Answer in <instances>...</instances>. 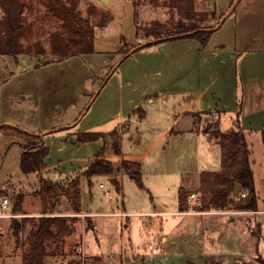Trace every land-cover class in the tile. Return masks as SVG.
I'll use <instances>...</instances> for the list:
<instances>
[{
	"label": "rangeland",
	"instance_id": "rangeland-1",
	"mask_svg": "<svg viewBox=\"0 0 264 264\" xmlns=\"http://www.w3.org/2000/svg\"><path fill=\"white\" fill-rule=\"evenodd\" d=\"M199 1L197 0L196 9L204 2V0ZM25 2L26 21L20 39L27 50L19 55L18 61L10 55H0V89L4 90L2 102H0L2 107V109L0 107V124L13 122L30 132L40 129L53 130L74 122L86 102L87 107H90L91 94H80L79 96L75 93L70 95L72 99L66 97L63 101L53 102L49 97L41 99L39 89L37 91L28 89L27 93L32 92L29 94L31 96L29 102L28 100L25 104L19 102L20 98H23L20 92L25 93V91H20L22 85L25 87L29 84H20L21 79L16 82V78L9 81L10 78L14 72L34 71L35 68L52 62L54 56L51 54L50 34L55 29L61 28L59 20L49 12L43 0H25ZM118 5H122V1ZM133 5L135 22L139 27L138 36L135 43L124 45V50H120L121 56L124 55V51H129L137 45L157 40L153 36L145 35L144 31L153 22L166 23L172 18L176 21L180 17L176 10L162 1L135 0ZM108 6L110 2L104 3L101 0H78V8L82 15L90 19L97 33L110 18V12L106 10ZM199 12L202 19L198 18V24L203 25L205 23L202 22L203 19L206 20L209 15L215 14L210 8L201 9ZM2 16L3 10L0 6V18ZM40 48L44 49L41 55L39 54ZM105 66L102 68L103 77H97V82L88 73L86 77L88 91L92 92L100 86L103 87L110 65L107 63ZM49 71L56 72L54 68ZM85 71L88 72V69ZM48 75L49 87H51L54 85L51 79L54 76ZM44 76L46 78V75ZM40 80L41 78L37 79L38 82ZM33 83L34 81L30 84ZM15 86H18L16 89L19 88V91H10ZM6 94L12 95L10 98L8 95L5 98ZM85 112L83 113L84 119H89V110ZM196 120L204 130L210 126L209 131L215 128L216 115L212 113H199ZM80 126L84 125L81 123L77 125V127ZM90 126L88 131L108 132L118 128L113 124ZM222 128H229L225 120L221 125ZM14 133L18 142L24 139L23 145L27 144L22 134ZM68 134V137L72 136V132ZM48 141L52 148L50 158L53 161L63 157L69 158V161L75 160L79 164L73 168L68 165L67 170L59 167L60 165L55 166L51 175L41 172L26 176L21 174L16 153L11 150L7 154L6 158L10 159L7 164L5 163V170L12 172V175L0 186L2 189L0 213H13L15 216L0 217V264H22L27 236L33 222L41 215L43 207L42 199L35 193L40 186L41 176L64 180L68 174L77 175L87 166L82 165L84 160L82 157L80 158L82 160L77 159L78 157L87 154L88 159V155L94 149L97 148V151H100L104 146L106 147L104 154L113 152L111 137L107 138L106 143L97 142L88 147L80 145L74 148L63 147L57 134L49 137ZM251 142L252 168L255 172L259 203L262 208L264 206V143L259 135L253 136ZM134 144L126 138L121 143V149L123 146V150L131 152L137 147ZM206 144L207 142L203 143V145ZM169 146L172 148L169 149ZM194 146H197V142L188 139H181L177 143L167 140L156 143L145 159L143 168L141 164L142 186L123 169H116L113 175L93 176L91 189L88 187L87 180L82 178V212H74L71 201L65 195L61 196L57 205L55 214L76 217V221L72 223L71 232L62 238L49 241L47 264H243L247 260L264 264V227L261 221L264 214L254 211L246 212L242 215L244 221H241L239 226L238 222L231 219L233 213L224 212L225 214H222L219 212L220 209L216 208L202 209L212 214L198 212L201 209V193L196 185L198 179L200 182V168L214 169L217 167L220 152L219 147L215 149V146L212 149H199V153L202 151L200 158L209 162L208 165L204 162L200 165L201 159L194 154L195 149H191ZM114 164L117 168L121 166V161L114 162ZM3 173L4 170L0 172V176ZM111 177L117 178L119 189ZM101 182L105 183V189H108L109 193H104L105 190L99 186ZM181 190L187 191L188 194L196 193V197L192 199L188 197L183 210H181L179 200ZM19 193L24 195V199L21 203V210L14 212L13 206ZM6 197L9 205L3 208L1 201ZM234 209V207H229L223 210ZM120 212L127 214H119ZM12 217L25 219L18 242L10 230ZM149 235L159 239L166 236L162 243V250L157 255L149 250L147 243ZM252 236L254 238L250 241ZM231 250L240 252L233 253Z\"/></svg>",
	"mask_w": 264,
	"mask_h": 264
},
{
	"label": "crops",
	"instance_id": "crops-1",
	"mask_svg": "<svg viewBox=\"0 0 264 264\" xmlns=\"http://www.w3.org/2000/svg\"><path fill=\"white\" fill-rule=\"evenodd\" d=\"M120 1L122 5L119 6ZM109 2L110 6L106 10L110 12V18L102 25L100 32H96L94 52L52 61L35 68L34 71L14 72L9 80L16 78V82L21 79L20 84H29L25 87L22 85L20 91L25 93L20 92L23 98L18 97L21 104H25L27 100L29 102L31 98L29 94L32 92L27 93L28 89L33 91L39 89L41 99L49 97L53 102L63 101L66 97L72 99L70 95L75 93L79 96L91 94L90 107H87L86 102L74 122L53 130L36 131L44 142L50 146L48 138L57 134L63 147L74 148L80 145L88 147L104 140L79 142L77 139L79 132H87L90 125L113 124L118 127L114 130L120 135L121 143L129 138L137 147L131 152H126L122 146L120 155L110 152L105 154V157L114 162L122 159L136 160L142 164V168L152 147L162 140L175 143L181 139L196 141L197 146L191 149H195L194 154L199 158L202 156L199 149L219 147L218 166H211L214 169L200 168L201 174L205 170L221 169V147L213 136L216 128L205 131L196 120V116L199 113H212L219 119L218 129L229 131L234 127L239 108V123L244 129L252 151L251 138L259 135L262 139L264 129V0H204L198 10L210 8L215 12L209 15L204 23L213 29L205 45L195 37L176 36L155 43L153 41L152 44L146 42L137 45L122 56L120 50L125 43H135L138 36L135 9L130 0ZM104 62L110 66L103 87L88 91L86 87L88 73L97 82V77H103L102 68L106 67L102 66ZM51 68L56 72L51 73L49 71ZM87 69L88 72L85 71ZM48 74L54 76L51 78L54 84L51 87ZM38 78H41L40 82L37 81ZM32 81L34 83L30 84ZM16 87L18 86L10 91H19ZM3 91L0 89V102ZM88 110L90 118L84 119L83 113L85 111L87 113ZM224 120L229 128L221 129ZM80 123L84 126L77 127ZM19 130L27 131L13 122L0 124V172L4 170L0 176V186L12 175V172L5 170L10 159L6 156L11 150L16 153V157L18 156L20 168L21 154L26 149L23 145L24 139L18 142L14 133H20ZM69 132H72L70 137ZM204 142L207 144L203 145ZM98 151L97 148L94 149L88 155V159L87 154L77 159L82 157L84 160L82 165L88 166L96 158ZM51 154L52 148L46 158V167L41 171L45 175H51L55 166L60 165L59 167L67 170L66 166L71 165L70 168H73L79 164L75 160L69 161V158L63 157L53 161L50 158ZM200 159V165L202 162L208 165V161ZM33 174L37 173L30 175ZM199 185L198 179L196 188ZM256 189L259 196L257 183ZM198 212L212 214L206 213L205 210ZM230 213H233L231 219L240 226V222L244 221L242 215L246 212ZM262 219L264 227V218ZM162 237L165 239L166 236ZM252 238L254 237L252 236L250 241Z\"/></svg>",
	"mask_w": 264,
	"mask_h": 264
},
{
	"label": "trees",
	"instance_id": "trees-1",
	"mask_svg": "<svg viewBox=\"0 0 264 264\" xmlns=\"http://www.w3.org/2000/svg\"><path fill=\"white\" fill-rule=\"evenodd\" d=\"M45 6L56 17L61 28L55 29L50 34L52 61H60L71 56L94 52V39L96 36L95 26L88 17L82 15L78 8V0H43ZM162 1L176 10L180 15L179 19L170 22L155 21L150 27L144 29L145 35L153 36L157 40L176 36H191L198 38L202 45H205L213 32L208 26L198 24L201 18L200 12L196 9L195 0H151ZM135 4V0L132 1ZM3 16L0 18V55H10L16 61L21 53L27 50L20 37L25 25L24 14L25 0H0ZM202 19V18H201ZM206 20L203 19L202 22ZM137 26V25H136ZM137 27V34H138ZM149 42V44H152ZM125 45H127L125 43ZM124 49L122 48V51ZM44 49L40 48L39 54H43ZM124 54L127 51L123 52ZM1 101V94H0ZM238 108L234 127L229 131H221L219 119H216L213 136L217 139L221 147V169L218 171L205 170L200 175L199 192L201 193V209L216 208L224 209L234 207L239 210L260 209L259 196L256 189L254 170L252 168L251 148L246 139L243 127L239 123ZM211 126L205 131H209ZM27 140L25 149L20 158V169L24 175L32 173L39 174L46 167V158L50 154V147L46 145L42 136L37 133L19 130ZM112 138V150L116 155H120L121 137L117 131L79 132L77 139L79 142H92L107 138ZM262 140L264 143V129L262 130ZM105 146L96 155L87 167L72 176L68 174L64 180H55L49 176H41L40 186L35 193L43 201L41 215L33 222V226L27 236V246L22 254V264H47L49 241L62 238L72 231V223L76 217L69 215L55 214L57 205L62 195H65L72 204L74 212H82V178H85L88 187L91 189L92 178L95 175H113L119 169H123L140 186L143 185L141 163L136 160L122 159L121 166L117 167L109 158H106ZM117 188H120L117 178L114 179ZM236 183H240L242 190L247 191V195L236 201L234 198V188ZM2 189H0V192ZM24 195H17L16 203L13 206L14 212L21 210V203ZM188 199L187 191L181 190L179 195L181 210L184 209ZM25 219L12 217L10 230L20 239ZM1 257V249H0Z\"/></svg>",
	"mask_w": 264,
	"mask_h": 264
},
{
	"label": "built area",
	"instance_id": "built-area-1",
	"mask_svg": "<svg viewBox=\"0 0 264 264\" xmlns=\"http://www.w3.org/2000/svg\"><path fill=\"white\" fill-rule=\"evenodd\" d=\"M99 186L101 188H103L105 191L104 193H109V190L108 189H105L106 188V185L104 182H101L99 183ZM247 195V191L246 190H241L237 195H234V198L236 201L240 200L241 198L245 197ZM189 199H192L194 197H196V193L192 192L189 194ZM9 200L8 198H4L2 201H1V206L3 208H7L8 205H9ZM202 209H200L199 211H201ZM237 212V211H244V212H250V211H254V212H258V213H262L264 214V206L258 210H239V209H234V210H223V209H220L219 212ZM135 213V212H133ZM119 214H127L126 212H120ZM15 216L13 213H0V217H3V216ZM164 242V239L163 237L161 239H159L158 237L156 236H153V235H149L148 238H147V243H148V247H149V250L151 251L152 254L154 255H157L161 252L162 250V243Z\"/></svg>",
	"mask_w": 264,
	"mask_h": 264
},
{
	"label": "water",
	"instance_id": "water-1",
	"mask_svg": "<svg viewBox=\"0 0 264 264\" xmlns=\"http://www.w3.org/2000/svg\"><path fill=\"white\" fill-rule=\"evenodd\" d=\"M101 1H103L104 3H109L110 0H101ZM111 179L114 180L115 177H111ZM241 190H242L241 184L236 183V186L234 188V195H237ZM243 264H258V263L253 260H247Z\"/></svg>",
	"mask_w": 264,
	"mask_h": 264
}]
</instances>
